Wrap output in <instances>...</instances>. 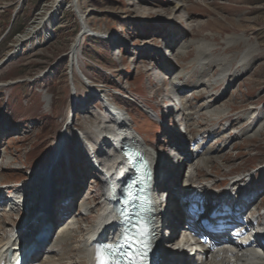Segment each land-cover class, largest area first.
<instances>
[{
  "label": "rangeland",
  "instance_id": "1",
  "mask_svg": "<svg viewBox=\"0 0 264 264\" xmlns=\"http://www.w3.org/2000/svg\"><path fill=\"white\" fill-rule=\"evenodd\" d=\"M51 10L55 14L38 34H28L35 27L33 23ZM84 22L89 30L81 39L80 55L74 61L71 47L81 35ZM27 34L31 39L18 46L19 37ZM197 45L206 49L201 52L203 57L210 52L213 59L224 64L211 68L197 63ZM181 48L185 49L186 57L175 56L162 68L164 61L160 54L176 53ZM249 49L251 55L242 60ZM241 67L248 69L237 75ZM179 72L183 81H188L184 87L191 86L177 93L175 102L191 99L183 105V115L190 118L186 122L191 125L190 130L186 126H173L172 118L161 125L152 117L161 107L155 106L154 100H158L155 97L171 95L173 84L176 87L178 83L174 77ZM227 73L234 74L214 87V96L222 99L215 107L219 110L213 112L216 118L211 120L201 111L207 107L209 96L202 95L207 88L196 86L197 82L210 78L221 82L219 75ZM88 86L105 91L110 107L118 105L124 111L131 110L133 123L150 142L149 147L160 151L165 148L161 154L165 160L176 157L177 142L183 157L182 169L177 174L184 173L187 184L196 161L201 158L195 153L200 144L204 142L201 147L204 152L212 147L227 149V153L221 154L224 160L200 173L207 178L205 173H209L215 187L253 172L260 173L253 188L257 204L264 208V184L260 183L264 177V130L256 133L259 125L249 134L245 135V131L243 139L236 137L223 148V143L206 137L208 133L194 139L199 129L211 125L226 128L234 122L235 127L229 132L233 136L235 128L248 126L247 118L258 116L261 122L264 120V0H0V186L33 185L39 172L54 163L67 134L71 135V139L68 137L72 142H69L71 160L63 159L59 169L58 165L53 168L58 174L63 171L58 189L67 187L65 178L72 174L77 179L74 191L83 185L81 191L74 192L75 207L65 220L73 212L79 213L84 193L98 190L91 188L92 181L98 183V174L91 169L89 152L77 144V139L85 130L83 109L103 112L108 108L101 105L104 98L95 95ZM91 120L96 123L100 117H90ZM8 162L11 166H7ZM176 183L180 184V180ZM10 194H16V190ZM99 202V197L91 200L97 211L88 218L87 225L93 224ZM29 216L22 212L14 214V226ZM63 222L51 232L49 243L68 223ZM30 224L28 234L38 229L40 223Z\"/></svg>",
  "mask_w": 264,
  "mask_h": 264
},
{
  "label": "bare ground",
  "instance_id": "2",
  "mask_svg": "<svg viewBox=\"0 0 264 264\" xmlns=\"http://www.w3.org/2000/svg\"><path fill=\"white\" fill-rule=\"evenodd\" d=\"M54 14L55 11L51 10L42 20L34 22L33 24L35 27L29 29L28 34H38L40 28L44 27ZM88 30L89 28L86 22H84L81 35H79L78 39L71 47L70 55L74 61H77L80 55L81 39L85 33H88ZM28 34L26 36L24 35L19 37L18 46L31 39ZM188 48L189 46H187L186 49ZM203 49L205 48L200 47V45L196 46V60L199 59L197 63L203 62L205 63L204 65L207 64V66L211 68L224 64H220L216 61V59H213L210 52H207L208 55L203 57L201 55ZM251 52V49L247 50L244 53L242 60L245 57L247 58V56H250ZM154 54H156V52ZM175 56L186 57L185 49L181 48L176 53L164 52V54H160V57L163 59L161 61H164L162 68L168 66L169 63H167V61L173 60ZM202 58L204 59L201 61ZM247 69V67H241L237 71L238 74H236H244ZM229 73L219 75V77H222L221 82L217 79L211 80V78L200 79L197 82L196 86L202 85L207 88L205 91L202 89V95L209 96V99L206 101L207 107L201 109V111L203 114H206V116L209 115L211 120L216 118V114L214 115L213 112L219 110L215 107L222 99V96L219 98L214 96V87H216L219 83L226 82L229 78L228 76L234 74ZM182 78V73L174 77L178 83H176V87L175 84H173L174 90L172 95L162 94L160 97H155L158 99L157 102L154 100L155 106L160 104L161 107H159V111L157 113L152 114V117L157 120L158 123L162 122L161 125H165V122H169L168 120L171 122L172 118L173 126L174 124L184 128L186 126V130H188V128L190 130L191 125L186 123L188 122L189 117H185L183 115V105L186 100L190 102L191 99L187 98L184 101L181 99L179 103L175 102L176 98H178L177 93H180L185 88L191 86L186 85L184 87V84H188V81H183ZM88 84L86 83V85ZM227 85L228 84L226 83L225 88ZM92 88L89 87L91 91L93 90L92 92L95 95L98 94V97L101 96L104 98L101 105L103 107H107L108 109H105L102 112L99 108V104H97L96 108L100 109L101 112H94L89 108L83 109V118L85 120V125L83 126L85 130L78 137L77 144L79 143L81 148L84 147L89 152L87 155L90 159L91 169L98 174V183L96 184L92 181L91 188L98 187V190L84 193L79 213H73L65 220V216L70 213L74 205V197L76 196L74 195V192H77L79 189L81 191L82 188L80 187H83V185H79L80 187L77 186L78 189L74 191V187H76L75 185L77 184L75 174H72V177L70 178H65L64 183L67 184V187L64 186L62 189H58L57 187L58 180L59 178L61 179L59 176L63 171L61 174H58V172H53V168H55V166L63 159L69 161L71 160V149L69 146L70 143H72L71 140L69 141L71 135L67 134L69 138L67 137L61 142L59 149L57 150L54 163L50 164L49 167L47 166L44 172H39L40 174L35 179L33 185L29 186L28 184H23V186L20 185L17 187H10L7 185L0 186V264H11V259L23 256L26 252H28V254L25 258V264H96L94 257L97 245L112 242L115 239L116 232L118 231V219L113 215L110 206L114 205L116 194L120 189L119 184L122 182L123 178H125L124 175L127 170L126 163L124 161L117 162L118 155L121 153L123 145L133 147L142 154L148 165L150 174L153 176L152 182L150 183L151 193L149 194V213L151 232L153 233L154 241L157 242L156 246L159 251L157 264H264V244H262L264 239L260 242L255 235L248 238L247 235H243L241 239H236V237L233 238L231 235L230 237L226 236L220 238V241L223 244V249L219 250L220 254L210 255L212 260L205 261L206 258H204V255L201 252L202 249H200L201 241L191 239L189 234L185 232V228L188 229L192 226L190 222L186 223L185 221H192L194 222V225H197L198 222L202 220L201 218H197L195 220L191 219L192 217L189 214L192 209L191 205L196 206V209L198 210V207L205 209L207 207L205 199H212V195H215L216 193L215 188L219 187H215V183L210 181L211 175L209 173H205L209 176L207 178L206 175H203L200 171L210 167L211 164L213 165L218 161L224 160L221 154L227 153V149L223 150L218 149V147H212L210 150L204 152L201 150L204 142L200 144V147L195 150V153L197 157L201 156V158L197 160L194 165V173L187 178L189 183L185 184L183 182L177 191L178 187L176 182H179V180L181 182V177L184 174H177V170H180V164L183 161V157H181V153L179 151V144L177 142L175 144L177 151L175 152L176 157L174 159L168 157V161L165 160L161 155L165 152V148H162L160 151L149 147L150 142L144 138L142 133L139 131L140 129L136 128L133 123L131 110H129L131 113L129 114V111L121 109L122 106L119 107L118 105H114V107H110L112 104L109 102L110 99H106L105 91H97L94 87ZM154 94L155 92H153V95ZM213 108L215 109L213 110ZM194 114L199 115L200 112H195ZM156 115L159 117L157 116V118H155ZM224 115L228 116V113L224 111ZM90 117L95 119H99L100 117V121L96 123L92 122V120L89 121ZM174 117H177V120H173ZM247 119L250 121L248 126L242 129H240L241 127L235 128L237 131L233 136L232 133L229 132L231 127H235L234 122L226 128H218L215 125L214 127L212 125L208 127L207 124L208 128H204V130L199 129L195 133L194 139L197 140L202 135H205L204 133H208L206 137L216 140L217 144L223 143V148L227 145V143L232 144L236 137L240 136V138H242L245 131H247L245 135L249 134V132L251 133L257 125L259 126H257L258 130L256 133L264 130V120L261 122V119H259L258 116H252L250 119ZM219 129L221 132L218 131ZM167 131L169 133V130ZM246 137L248 138V136ZM173 138L175 140L177 139L175 136ZM171 142L174 141L171 140ZM87 143L88 146L86 147ZM228 147L229 146H227V148ZM234 147L236 146L234 145L233 148ZM111 160H113L112 164L106 166L108 161ZM8 165H10V162L7 163V166ZM96 165L98 166L96 167ZM59 166L60 165H58L56 169H59ZM97 171L100 173H97ZM263 171L264 170H262V172ZM35 172L36 171L34 170L33 173ZM174 172L175 176L171 177ZM258 175H260V173L253 172V174H248L245 177H237L226 182L227 185L226 188L223 189L224 192L222 191V194L225 193V190L231 188V186H237L240 188L239 191H246L247 194H251L250 199H252V201L244 205L242 204L239 210L240 212L255 201L256 195L253 183L256 181ZM260 183L264 184V177ZM256 188H258V186H256ZM14 189L16 190V194L22 195L16 197V200L13 201V198L7 197V194H10L14 191ZM162 190H164V192L160 193ZM158 193L160 194L158 195ZM222 194H220L219 197H221ZM97 197L100 199L98 204L100 208L94 216L95 220L93 224L87 225L86 223L88 218L93 217L91 216L92 213L97 211V206L91 203V200H95ZM66 200H68V202H66L68 204H63ZM21 204H24L27 207L26 211L21 208ZM5 205H9V207L12 206L11 210L5 208ZM21 212L30 216L27 217V219L24 217L18 225L14 226V214ZM223 219L236 221L235 218L231 217ZM30 222H36L37 225L39 222L40 224L38 229H34V232L28 234L31 229ZM60 222L65 224L67 222L68 223L59 233L58 237L55 238L53 242L49 243L48 241L51 232L54 231V228L59 226ZM27 225H29V228L24 227ZM77 226L81 227V231L80 227L78 228ZM22 232H24V235L27 237L28 235H31L29 237V242L25 240ZM75 234H79V240ZM167 238L169 239L166 243L167 247L165 250H162V242L167 240ZM255 241H258V243L255 244ZM44 246L46 248H44Z\"/></svg>",
  "mask_w": 264,
  "mask_h": 264
},
{
  "label": "snow or ice",
  "instance_id": "3",
  "mask_svg": "<svg viewBox=\"0 0 264 264\" xmlns=\"http://www.w3.org/2000/svg\"><path fill=\"white\" fill-rule=\"evenodd\" d=\"M143 232L144 228L138 224L133 230L134 234H130L129 232L121 233L119 242L97 245L95 255L96 264H125L120 256L122 248L139 243ZM128 264H136L134 257H128Z\"/></svg>",
  "mask_w": 264,
  "mask_h": 264
},
{
  "label": "trees",
  "instance_id": "4",
  "mask_svg": "<svg viewBox=\"0 0 264 264\" xmlns=\"http://www.w3.org/2000/svg\"><path fill=\"white\" fill-rule=\"evenodd\" d=\"M10 29H12V28H10ZM16 33V32H15Z\"/></svg>",
  "mask_w": 264,
  "mask_h": 264
}]
</instances>
